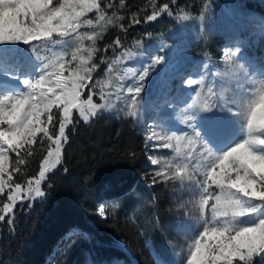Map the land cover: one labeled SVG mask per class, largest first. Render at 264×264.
<instances>
[{"label":"rangeland","instance_id":"374dc122","mask_svg":"<svg viewBox=\"0 0 264 264\" xmlns=\"http://www.w3.org/2000/svg\"><path fill=\"white\" fill-rule=\"evenodd\" d=\"M51 5L52 0H0V94L26 90L23 78L35 80L43 76L35 84L36 96L32 99L56 93L47 103L53 122H47V114L42 115L50 136L56 130H52L56 114L62 121L64 112L65 123L74 117L83 119L79 109H73L70 117L64 90L75 88L81 92L82 104L91 96L93 104L103 105L96 114L133 117L146 138L153 179L165 183L170 193L168 241L172 259L167 260L153 249L157 261L219 264L226 258L235 259L238 253H234L232 245L244 243L238 238L228 241L224 234L209 232L192 245L203 227L194 205L205 182L214 187L217 179L232 171L231 163L224 160L219 171L209 172L213 156L204 150L203 142L211 146L213 153H219L242 139L246 135L248 103L264 95V0H204L201 11L178 6L172 12L177 23L168 31L123 39L122 43H113L123 18L119 11L122 5L113 0H63L65 7L57 15L71 9L66 22L74 21L67 29L53 24L55 16L37 19V13ZM13 16L15 24L11 22ZM59 32L68 34L61 36ZM9 36L19 39L6 40ZM33 47L45 59L38 57ZM57 53L66 54L59 63ZM49 63L55 66L46 67ZM76 65L92 72L83 89L78 82L82 73ZM61 104L65 107L58 110ZM22 111L23 108L17 119ZM4 121L5 116L0 118V123ZM253 125L254 142L264 143V133L260 132L264 127V103H257ZM3 131L0 128V141ZM23 138V131L16 130L9 146L19 144ZM63 145L62 138L61 146L57 145L60 153L51 151L44 165L42 162V171L59 160ZM237 155L257 174H264V161H259L247 146ZM9 174L7 161L3 179L8 180ZM240 183H244L243 179ZM246 190L257 188L252 184ZM10 192H15V185L9 188L6 184L0 197H8ZM255 220L256 214L242 218L245 224ZM256 258L257 264H264V257Z\"/></svg>","mask_w":264,"mask_h":264},{"label":"trees","instance_id":"16d2710c","mask_svg":"<svg viewBox=\"0 0 264 264\" xmlns=\"http://www.w3.org/2000/svg\"><path fill=\"white\" fill-rule=\"evenodd\" d=\"M113 1L122 5L123 15L113 43L168 31L177 23L172 12L178 6L201 11L204 5V0ZM54 121L55 137L57 114ZM65 136L59 162L41 182L43 197L29 199L26 181L39 174L51 141L38 134L32 154L21 151L23 163L9 152L11 184L19 183L21 194L0 221V264H160L153 249L171 260L170 193L153 179L136 120L117 113H97L89 121L74 117ZM8 202L3 194L0 207Z\"/></svg>","mask_w":264,"mask_h":264},{"label":"clouds","instance_id":"9594fccd","mask_svg":"<svg viewBox=\"0 0 264 264\" xmlns=\"http://www.w3.org/2000/svg\"><path fill=\"white\" fill-rule=\"evenodd\" d=\"M60 4L63 5V0H60ZM7 7V5H5ZM51 8H43L37 13V19L44 17L47 19L46 13H49ZM71 9H68L61 15H56L53 20L54 25H59L61 28H69L70 23L74 21L66 22V16ZM91 23V21H87ZM53 31V29H48ZM61 36L67 35V32H59ZM31 35V33H29ZM15 40V36H9ZM77 39H82L77 37ZM32 51L36 53L41 59L45 57L40 56L36 52V48L33 47ZM65 53L55 54L56 62L65 59ZM75 59V57H73ZM55 65L49 63L46 67H54ZM79 72L82 75L78 76L79 87L81 89L87 87L91 80V70L87 69L83 65H76ZM55 75V73H52ZM43 76L37 77L35 80L31 78H23V84L25 89L19 92H7L0 94V118L5 116V112L13 113L16 109L23 108L19 118L15 123H9L4 121L0 126L7 127L10 130L19 129L24 133V138L19 144L12 145L11 147L0 141V156H5L9 152H15L17 156H20L21 151L31 155V147L35 142L38 134L43 133L44 136H48V129L44 126L45 120L42 119V115L47 114V122H51L53 116L48 110L47 103L52 102L56 93H51L48 96H39L33 100L32 97L36 96V92L33 90L32 85L38 84ZM44 91H47L45 89ZM57 91H62L58 89ZM19 101V102H18ZM257 103H264V95H261L258 99H252L248 103L247 119L244 124L246 135L238 140L236 143L227 147L224 151L219 153H213L211 146L204 141V150L213 156L208 169L211 172L213 169L219 171L222 162L228 160L231 163L232 171L225 173L221 178L217 179L213 184L205 182L201 194L195 202V207L198 210V219L202 222L203 227L199 234L191 242L193 246L201 242L209 232H216L224 234L228 241H232L234 238H238L243 244H233L234 253H238L235 259L226 258L221 260L219 264H254L256 257H264V216L256 221L255 224H245L242 222V218L249 216L250 214L260 215L264 212V174H257L252 168L248 166L246 162L238 157V152L247 146L251 149L258 157L259 161H264V143H256L252 138V132L254 129L253 125V114ZM38 105H44V107H37ZM59 107L63 108V104ZM233 115L239 113L233 112ZM186 119H193L188 117ZM199 133V130H197ZM260 132L264 133V127L260 128ZM51 150H49V155ZM48 156L45 157L44 163L47 161ZM23 163V160L20 161ZM43 165L41 168H43ZM243 179L244 183L240 181ZM252 184L256 185L257 191H247L246 188ZM188 213L186 212L185 215ZM227 245H225L226 247ZM214 248L213 251H217ZM224 255L223 252L220 253ZM233 253H229L232 256ZM187 264V262H186Z\"/></svg>","mask_w":264,"mask_h":264},{"label":"snow or ice","instance_id":"6c2138e0","mask_svg":"<svg viewBox=\"0 0 264 264\" xmlns=\"http://www.w3.org/2000/svg\"><path fill=\"white\" fill-rule=\"evenodd\" d=\"M64 7H65V5L60 4V0H52L51 11L49 13H46L47 18L50 20L51 18L56 16L59 12H61V10ZM96 10L98 12H102V9H96ZM11 22L14 24L16 23L14 16L11 17ZM40 27L43 28V25H41ZM11 39H12L11 37H6V40H11ZM16 39H19V37H16ZM32 87L34 88L35 85H32ZM62 90H64V89H62ZM80 95H81V92L77 93L75 88H73L71 91L64 90V99H65L67 105L70 106V108H71L70 117L72 116L73 109H79L80 115L83 116V119L85 121H87L89 119V116L95 115L96 109L102 108L103 105L93 104L91 96H89L88 99L82 104V103H80ZM85 105H87V107H85ZM64 107H65V105H63L62 110L64 109ZM56 108L58 110L61 109V107H56ZM19 112H20V109H16V111L13 113H9L6 111L5 117H7V121L8 122H11L14 120L16 121ZM52 122H53V119H52ZM69 123H71V118L69 120H67V123H65V115L63 112V120L59 123L58 135L54 134L55 135L54 139H53V136H50L51 139H49L48 136H45L48 140H50L52 142L53 147H51L50 150L54 151L57 155L60 153V148H58L57 145L61 146L62 138L66 139L65 128H66V125ZM2 124L3 123H0V125H2ZM0 128L4 129V131H3V142L8 144V145L13 144L14 138H15V132L18 129L10 130L9 128L2 127V126H0ZM48 132H49V128H48ZM10 136H12L13 138L10 139L9 138ZM48 155H49V151H48L47 156ZM2 159H3V169H2V171H0V192L4 191L6 184L9 186V188H11V183H14V181H12V179H11V174H9L8 180L3 179V174L7 172L8 155L3 156ZM20 161H21L20 156H17V163H21ZM58 162H59V160H57L56 163H53L52 165H50L49 168L55 167V165ZM45 173H46V171H42L40 168L38 178L34 177L32 180L26 181L27 193H28L29 199L33 198V196L34 197H43L45 195V193L43 191H41V187H40L41 182L45 178ZM20 190H21V185L19 183H15V192H10V194L7 197L9 202L4 203L3 206L0 207V221H3L5 219V215L3 213H9V214L12 213L13 207L15 205V201L20 198V196H19ZM100 212L102 214L103 209H101ZM261 216H264V212H262L260 215H256V220L251 224H255L256 221L261 218ZM212 234H216V232H212Z\"/></svg>","mask_w":264,"mask_h":264}]
</instances>
